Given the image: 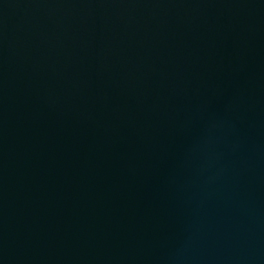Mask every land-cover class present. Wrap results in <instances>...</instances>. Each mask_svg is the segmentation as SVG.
<instances>
[{"label":"water","instance_id":"water-1","mask_svg":"<svg viewBox=\"0 0 264 264\" xmlns=\"http://www.w3.org/2000/svg\"><path fill=\"white\" fill-rule=\"evenodd\" d=\"M0 264H264V0H0Z\"/></svg>","mask_w":264,"mask_h":264}]
</instances>
